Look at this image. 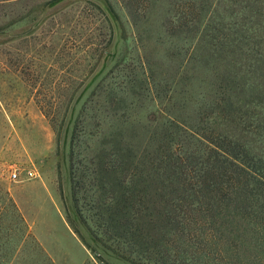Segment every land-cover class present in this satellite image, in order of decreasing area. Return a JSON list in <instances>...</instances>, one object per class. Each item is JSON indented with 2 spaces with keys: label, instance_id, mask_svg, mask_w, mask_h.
<instances>
[{
  "label": "rangeland",
  "instance_id": "rangeland-1",
  "mask_svg": "<svg viewBox=\"0 0 264 264\" xmlns=\"http://www.w3.org/2000/svg\"><path fill=\"white\" fill-rule=\"evenodd\" d=\"M30 9L39 12L33 23L16 21ZM140 9L143 17L133 22L128 11ZM230 9V0H0V26L6 27L0 36V199L8 194L15 201L30 234L54 264H139L127 253L146 247L143 238L151 239L146 222L160 219L153 177L146 178L150 192L138 204L137 230L106 234L112 203L100 184L103 179L114 184L116 175L106 173L102 164L122 154L129 155L128 165L147 160L172 125L205 142L212 117L200 120L207 110L194 98L203 82L213 85L215 76H206L200 47L214 41L208 35L227 41L226 28L217 23ZM81 11L82 21L76 23ZM172 13L200 18L196 39L177 36L185 27L166 23ZM98 35L108 47L89 53ZM248 45L242 57H261L255 52L261 45L256 50ZM38 100L55 111L56 129ZM180 141L176 134L171 143L176 153L183 149ZM128 165L124 171L131 170ZM15 170L17 180L11 179ZM28 171L34 176L28 178ZM75 175L80 180L76 188ZM5 206L0 201L1 218L9 217ZM206 227L214 228L209 222ZM108 235L115 241L108 242ZM147 248L158 250L152 243ZM176 253L177 248L175 260ZM184 263L202 262L187 256Z\"/></svg>",
  "mask_w": 264,
  "mask_h": 264
},
{
  "label": "trees",
  "instance_id": "trees-1",
  "mask_svg": "<svg viewBox=\"0 0 264 264\" xmlns=\"http://www.w3.org/2000/svg\"><path fill=\"white\" fill-rule=\"evenodd\" d=\"M230 7L217 23L226 28L224 36L227 41L220 42L214 35H208L214 41H205L200 47V57L208 65L206 76H215L213 85L212 81L203 82L194 98L196 106H204L207 110L200 120L212 117L207 121L213 128L204 137L206 143L197 142L188 137L187 131L172 125L170 135L167 134L154 152L147 154V160L140 158L128 165L129 155L122 154L116 156L113 163L102 164L106 173L116 175L114 184L108 179H103L100 184L106 199L111 201L108 205L112 203L109 206L111 214L107 215L110 224L106 234L110 229L118 233L128 227L133 229V234L137 230L133 222L140 214L141 196L150 192L146 178L153 177L156 186L154 209L160 219L155 221L152 218L146 222L151 239L143 238L144 249L129 250L128 260L133 262L181 264L176 260L183 258L182 264H186L187 256L196 257L202 262L199 264H208L209 259L214 264H261L264 261V0H230ZM97 11L104 16L101 9ZM84 12L79 13L76 23L82 21ZM144 12L140 9L128 11V14L133 22H137ZM37 15L39 12L30 9L16 21L27 18L33 23ZM170 16L167 24L185 27L184 31L178 32V37L196 39L200 18L189 19L182 13ZM5 29L0 26V36L6 34ZM99 36L89 47V53L108 47ZM75 40L81 43L84 39L77 35ZM248 44H254V50L261 45V50L255 51L261 57H242ZM260 58L261 64L258 63ZM252 59L253 63L250 62ZM37 103L56 129L55 111L44 101L38 100ZM176 134L183 146L178 153L171 149ZM125 165L131 170L124 171ZM145 169H150L156 176H151V172L146 174ZM81 178L84 181V177ZM79 186L80 180L75 175V188ZM0 201L6 205L5 211L9 214L7 218L0 217V264H54L30 234L15 201L8 194ZM206 222L213 225L212 231L207 230ZM226 225L230 227V239L225 234ZM207 236L211 237L210 244ZM107 241L115 240L108 235ZM149 243L158 250L147 248ZM28 244L30 250L24 252ZM180 244L184 247L181 248ZM176 248L175 260L172 253ZM227 252L231 253L230 259Z\"/></svg>",
  "mask_w": 264,
  "mask_h": 264
},
{
  "label": "built area",
  "instance_id": "built-area-1",
  "mask_svg": "<svg viewBox=\"0 0 264 264\" xmlns=\"http://www.w3.org/2000/svg\"><path fill=\"white\" fill-rule=\"evenodd\" d=\"M26 175H27L28 178H31V177L34 176L33 172H31V171H28ZM11 179H13V180H17L18 179V173H17L16 170L11 174Z\"/></svg>",
  "mask_w": 264,
  "mask_h": 264
}]
</instances>
